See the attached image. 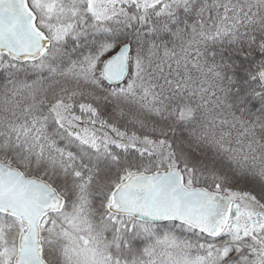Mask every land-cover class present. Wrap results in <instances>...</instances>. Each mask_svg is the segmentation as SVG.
I'll use <instances>...</instances> for the list:
<instances>
[{"label":"snow or ice","instance_id":"1","mask_svg":"<svg viewBox=\"0 0 264 264\" xmlns=\"http://www.w3.org/2000/svg\"><path fill=\"white\" fill-rule=\"evenodd\" d=\"M0 264H264V0H0Z\"/></svg>","mask_w":264,"mask_h":264}]
</instances>
